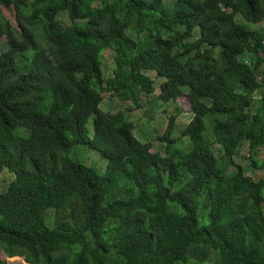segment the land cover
<instances>
[{"label": "trees", "instance_id": "trees-1", "mask_svg": "<svg viewBox=\"0 0 264 264\" xmlns=\"http://www.w3.org/2000/svg\"><path fill=\"white\" fill-rule=\"evenodd\" d=\"M263 19L264 0H0V173L14 175L0 192L6 257L264 264V180L229 171L242 144L261 165L264 30L249 24ZM157 88L160 103L186 93L192 113L177 132L168 116L164 154L134 135L131 107L100 108L104 91L139 107ZM75 145L104 158L103 172L65 155Z\"/></svg>", "mask_w": 264, "mask_h": 264}, {"label": "rangeland", "instance_id": "rangeland-1", "mask_svg": "<svg viewBox=\"0 0 264 264\" xmlns=\"http://www.w3.org/2000/svg\"><path fill=\"white\" fill-rule=\"evenodd\" d=\"M2 15L6 18L11 26L13 27L17 21L15 16V10L13 6H10L8 9L2 8ZM60 18L63 23H68L66 15L62 13ZM241 20V19H240ZM250 27L258 28L264 30V19L256 24H249ZM39 33L38 30H35ZM8 44L4 34H0V51L7 49ZM101 61L103 62L102 70L105 77L112 75V69L114 63L112 61V53L107 50L100 56ZM159 83V79H157ZM186 90V88H184ZM159 92L157 88L153 94L145 95L144 93H139L138 103L139 107H135L131 101H122L117 99L115 96L111 95L109 92H103V100L100 103V108L103 112H116L119 110H125L126 108L131 107L132 110L128 112L127 118L132 121L135 125L134 135L141 141H150L153 144L151 151H159L164 154L165 144L156 139L157 135H161L164 132V129L167 124L168 116L170 114H175L176 117V132L181 130V128L190 121L192 117L190 101L186 93L180 95L175 101L168 103H160L154 99V96ZM187 92V91H186ZM255 98L259 97L258 93L254 94ZM88 128L90 136L92 135V125L91 118L88 122ZM179 132V131H178ZM208 140L212 141L211 132L205 131L204 133ZM213 152L217 158L222 155L220 146L213 145ZM65 155L79 160L81 163L86 165H91L96 168L99 172H103L106 165V160L102 158L95 151L88 150L83 145L73 146ZM248 149L246 144H242L238 153L233 157L234 165L229 167V171L232 172L237 169V166H241L243 171L246 174L251 175L252 171L256 177L263 178L264 180V150L261 149L257 156V162L261 163L258 168L250 166L248 160ZM98 162V165L96 164ZM13 173L4 169L0 173V192L5 190L8 182L13 179ZM205 214V212H204ZM198 220L199 225H205L208 223V219L203 215V210L200 208L198 211ZM0 254L3 259H6L8 264H28L23 260V257L14 256L6 257L1 246ZM215 261V255L212 254L210 260L207 264H213Z\"/></svg>", "mask_w": 264, "mask_h": 264}]
</instances>
